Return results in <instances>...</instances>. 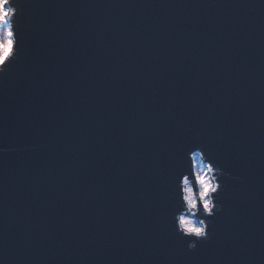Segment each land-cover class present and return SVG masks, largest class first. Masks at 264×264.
<instances>
[{"label":"water","instance_id":"water-1","mask_svg":"<svg viewBox=\"0 0 264 264\" xmlns=\"http://www.w3.org/2000/svg\"><path fill=\"white\" fill-rule=\"evenodd\" d=\"M23 2L0 264H264V0ZM193 144L231 177L188 251L170 213Z\"/></svg>","mask_w":264,"mask_h":264},{"label":"clouds","instance_id":"clouds-1","mask_svg":"<svg viewBox=\"0 0 264 264\" xmlns=\"http://www.w3.org/2000/svg\"><path fill=\"white\" fill-rule=\"evenodd\" d=\"M10 4L12 0H0V73L16 51L12 27H4L17 13L15 5L6 7ZM225 177H231V173L206 146L193 144L186 149L182 167L173 177L170 220L173 231L186 240L188 251L211 239L212 218L224 211L219 197Z\"/></svg>","mask_w":264,"mask_h":264},{"label":"snow or ice","instance_id":"snow-or-ice-1","mask_svg":"<svg viewBox=\"0 0 264 264\" xmlns=\"http://www.w3.org/2000/svg\"><path fill=\"white\" fill-rule=\"evenodd\" d=\"M15 5L17 8V13L10 21L5 22L4 27H12V30L16 37V51L13 56L9 59L8 63L5 65V71L0 73V83H3L8 76V74L14 70L21 60V35L23 30V20H22V10L24 7L23 0H12V4L6 5V7H11ZM4 151L0 148V152Z\"/></svg>","mask_w":264,"mask_h":264}]
</instances>
